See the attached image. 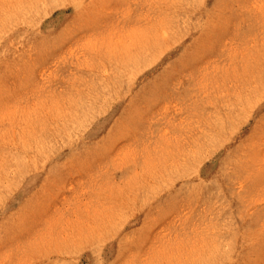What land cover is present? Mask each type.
<instances>
[{"label": "rangeland", "instance_id": "1", "mask_svg": "<svg viewBox=\"0 0 264 264\" xmlns=\"http://www.w3.org/2000/svg\"><path fill=\"white\" fill-rule=\"evenodd\" d=\"M0 264H264V0H0Z\"/></svg>", "mask_w": 264, "mask_h": 264}, {"label": "bare ground", "instance_id": "2", "mask_svg": "<svg viewBox=\"0 0 264 264\" xmlns=\"http://www.w3.org/2000/svg\"><path fill=\"white\" fill-rule=\"evenodd\" d=\"M81 111H82V110H81ZM71 114H72V112H71ZM75 120H78V119H75ZM68 122H70V120H69ZM71 122H72V121H71ZM71 122H70V123H71ZM70 125H71V124H70ZM66 128H67V127H66ZM69 128H71V127H69ZM69 128H68V130H70ZM71 129H73V128H71ZM59 130H60V128H59ZM64 130H65V129H64ZM68 130H67V131H68ZM70 131H71V130H70ZM55 132H56V131H55ZM68 132H69V131H68ZM103 132H105V131H103ZM57 133H58V132H56V134H57ZM47 134H48V133H47ZM60 134H61V133H60ZM67 134H68V133H67ZM52 135H53V133H52ZM57 135H58V134H57ZM76 148H77V147H76ZM78 149H80V148L78 147ZM83 150H84V149H83ZM76 151H77V149H76ZM76 153H77V152H76ZM70 158H71V157H70Z\"/></svg>", "mask_w": 264, "mask_h": 264}]
</instances>
